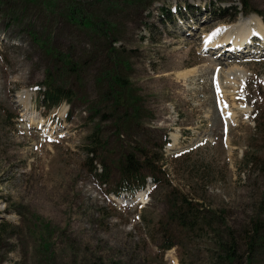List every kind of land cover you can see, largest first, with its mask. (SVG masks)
Segmentation results:
<instances>
[{
    "label": "rangeland",
    "instance_id": "374dc122",
    "mask_svg": "<svg viewBox=\"0 0 264 264\" xmlns=\"http://www.w3.org/2000/svg\"><path fill=\"white\" fill-rule=\"evenodd\" d=\"M247 1L256 12L244 16L240 0H159L149 10L132 0H0V264H229L232 248V264H264V42L217 56L224 27L264 26V0ZM75 2L104 23L106 44L68 22ZM29 26L82 65L66 84L71 102H44L55 69ZM106 66L139 102L142 126L129 137L92 113L110 112L95 82ZM140 145L156 158L158 183L116 196L99 162ZM171 195L211 224L176 226Z\"/></svg>",
    "mask_w": 264,
    "mask_h": 264
},
{
    "label": "trees",
    "instance_id": "16d2710c",
    "mask_svg": "<svg viewBox=\"0 0 264 264\" xmlns=\"http://www.w3.org/2000/svg\"><path fill=\"white\" fill-rule=\"evenodd\" d=\"M158 1L132 0L135 7L144 10H149ZM240 2L242 15L247 16L251 12H256L249 9L247 0H240ZM66 13V18L71 25L88 32L92 38H97L103 44H106L108 32L103 29L104 23L101 24L100 21L94 22L76 2L67 4ZM8 15L9 20L18 23L16 15ZM262 17L264 19V16ZM26 32L32 43L52 62L55 69V73L47 71L45 80L41 85L43 88V99L47 107H57L62 101L71 102L75 94L72 91V87L70 85L66 86V84L68 79L79 76L82 65L75 64L70 54L59 51L48 38H42L38 35L33 27H27ZM106 49L108 51V61L114 67V65H117L112 59L115 49L111 47ZM95 82L100 89L101 100L103 103L109 104L110 112L102 114L99 108H97L92 113L95 116L100 115L102 121L112 122L116 130V136L118 137H129L134 129L141 128L143 118L138 109L139 102L136 97L127 91L129 87L127 80L122 79L119 74L106 66L95 78ZM255 127L257 131L260 130V123L258 121ZM98 129L96 128V130ZM93 142L97 143L96 141ZM97 149H99V145H96V149L94 150L91 148L90 153L94 156V152ZM156 162V158L151 154L147 146L140 145L130 151H124L115 162L110 161L108 164L105 161L99 162L100 173L98 174V178L101 184H105L106 186L111 184L109 187L114 188L111 190V193L113 192L116 196L128 194L129 197H133L137 192L144 190L147 179L151 180L154 184L158 183L156 178ZM169 216L176 226L185 231L195 230L196 228H201L203 225L209 226L211 224L205 214L183 195L178 197L175 195L170 196ZM4 225H0V230L5 231L2 229ZM252 231L253 234L250 236L248 243L249 247H253L256 250L259 239L256 240L252 237L256 236L259 231L256 227ZM163 239L164 244L169 242L166 235L163 236ZM171 247L166 246L165 249H170ZM232 250L233 248L231 252ZM231 252L228 253L229 264L234 262Z\"/></svg>",
    "mask_w": 264,
    "mask_h": 264
},
{
    "label": "bare ground",
    "instance_id": "6f19581e",
    "mask_svg": "<svg viewBox=\"0 0 264 264\" xmlns=\"http://www.w3.org/2000/svg\"><path fill=\"white\" fill-rule=\"evenodd\" d=\"M259 19V18H258ZM256 19H253V23L257 28H250V25L247 24V22H239L233 26L229 27H224L219 33L224 36L225 42V49L220 46L219 47V54L217 56H223L222 53L224 54L225 52H234L237 49H241V47L250 41H253L252 38H258L259 40L261 39L262 42H264V26L262 25L261 22L259 21H254ZM257 36H260L257 37ZM212 43H208V47L211 49H214L218 47L217 41L216 40H211ZM210 49V50H211ZM222 52V53H221ZM225 58V57H224ZM195 74L193 70L187 71L185 73L178 74L179 79H185L189 77L190 75ZM140 198V197H139Z\"/></svg>",
    "mask_w": 264,
    "mask_h": 264
}]
</instances>
